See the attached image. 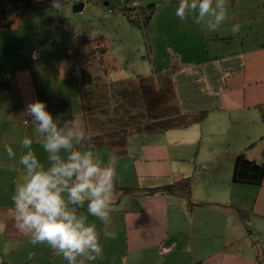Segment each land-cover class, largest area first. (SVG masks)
I'll return each mask as SVG.
<instances>
[{"label":"crops","instance_id":"obj_1","mask_svg":"<svg viewBox=\"0 0 264 264\" xmlns=\"http://www.w3.org/2000/svg\"><path fill=\"white\" fill-rule=\"evenodd\" d=\"M251 1L249 11L254 17L247 21L242 16V21H235L237 34L231 31L233 25L224 36H205L196 27L190 36L201 38L198 44L193 41L197 53L188 48L180 52L187 63L176 68L172 76L178 104L184 114L206 112L201 123L160 133H136L130 138L127 154L117 158L105 148L80 145L81 150L92 151L103 161L113 158L116 172L111 225L89 216L101 233L102 254L92 261L84 260V264H264V181L256 186L232 180L239 153L260 162L264 151V39L252 26L257 18L264 20V14L256 11L262 1ZM81 65L79 71H55L60 82L67 80V87L53 88L45 99L46 91L40 93L24 73L15 80L5 66L1 70L0 79L5 77L8 84L0 93L18 96V120H6L5 111L0 110V250L9 246V251H0V263L5 259L10 264H67L47 244L33 246L30 236L16 231L11 196L23 180L16 161L24 137L33 138V149L46 161L34 128L20 120L25 118L29 103L44 102L54 117L75 116L88 134L82 98L79 94L73 98L69 83L71 76H77L75 91L81 93L83 61ZM225 72L231 76L226 77ZM4 143H17L18 147L11 145L17 152L16 160L8 158ZM195 144L198 149L193 153ZM187 176L193 178V201L204 204L189 207L185 198L147 190ZM119 187L137 191L126 193ZM236 207L251 212L246 222ZM78 212L87 215L86 204ZM107 230L116 232V238L104 240ZM161 245L167 249L162 250Z\"/></svg>","mask_w":264,"mask_h":264},{"label":"rangeland","instance_id":"obj_2","mask_svg":"<svg viewBox=\"0 0 264 264\" xmlns=\"http://www.w3.org/2000/svg\"><path fill=\"white\" fill-rule=\"evenodd\" d=\"M106 1L110 2V5H104L103 3ZM123 1L65 0L62 10L58 12L52 8L50 0H39L41 3L38 6L26 9L16 18L17 25L11 28L0 27V78L1 72L5 70L4 66L14 79L24 73L31 79V84L40 90V93L43 94V91H46V94L43 95V99H45L48 96V91L53 88L67 87L65 84L67 80L62 79L60 82L54 75L55 71L62 74L68 70V72L79 71L82 61L85 67L95 73L94 75L102 76L101 82L129 79L138 74L149 76L152 73H162L172 65L171 55L183 56V53L180 52H186V48L197 53L193 41L198 44L201 38L190 36L192 32H195L196 27L199 31L203 30L205 36H211L210 34L224 36L226 30H229L235 21H242V16L247 21L254 17V13L249 11V7L254 1L227 0V19L214 33L206 31L204 25L195 23L192 18L181 21L176 17L175 9L178 3H171V0H138L139 13L142 12V9L148 10L151 3L154 4V15L147 27L144 28L132 24L119 9L118 3ZM261 1V5L256 7V11L264 14V0ZM80 3H84V8L75 11L74 6ZM111 8L114 9V12L108 11ZM252 26L254 30L257 28L261 31L263 40L264 20L259 21L257 18L252 22ZM71 30L85 34L91 41L99 39L103 45H106L108 59L103 62V65L99 64L97 56L88 55V51L94 47L88 42L81 48L79 56L67 58L65 48L67 42L70 41ZM249 34V29H246V36ZM38 47L40 48L39 55L34 57L33 51ZM107 61L109 62L107 63ZM114 63L118 69L111 71L110 65ZM100 67H107L106 69L111 74L107 72L105 75ZM70 79L73 98L78 97V94L80 98L81 93L75 91L77 90V76H71ZM17 102L16 94L0 93V110L5 111L3 116L6 120L11 118L18 120ZM25 118L28 117L25 115ZM25 118L20 120L23 121ZM8 127H12V123ZM16 128L19 130L18 126ZM11 145L18 147L17 143ZM197 149L198 145L195 144L193 153H196ZM98 158L103 160L101 157ZM5 163L7 164V162ZM16 163L19 164L18 160ZM236 210H238L237 207ZM238 216L240 217L239 214ZM8 247L3 245L0 251H9ZM28 264H35V261H30ZM43 264L48 263L44 262Z\"/></svg>","mask_w":264,"mask_h":264},{"label":"clouds","instance_id":"obj_3","mask_svg":"<svg viewBox=\"0 0 264 264\" xmlns=\"http://www.w3.org/2000/svg\"><path fill=\"white\" fill-rule=\"evenodd\" d=\"M65 0H51V6L61 11ZM227 0H178L175 16L181 21L192 18L208 32L225 23ZM235 35L239 25L231 28ZM46 154L41 161L33 149L34 140L24 137L20 142L18 163L23 180L11 196L16 231L30 236V243L47 244L67 264H84L102 254L101 233L89 216L105 226L112 223L111 211L115 183V160L103 161L80 145L91 141L75 116L56 117L42 101L29 103L25 110ZM3 150L11 160L17 152L8 143ZM87 206V215L78 209ZM116 232L104 231L103 239H115Z\"/></svg>","mask_w":264,"mask_h":264},{"label":"trees","instance_id":"obj_4","mask_svg":"<svg viewBox=\"0 0 264 264\" xmlns=\"http://www.w3.org/2000/svg\"><path fill=\"white\" fill-rule=\"evenodd\" d=\"M40 3L39 0H0V27L11 28L17 25L16 18L21 13ZM171 3H178V0H171ZM103 4L108 6L110 2L106 1ZM118 7L132 24H137L139 27L146 28L154 15L153 3L148 10L142 9L141 13L138 11V0H124L118 3ZM108 11L114 12V9ZM71 31V39L66 45L67 55L79 56L81 48L88 42L94 46L88 51V55L97 56L99 64L103 65L108 59L106 45H103L99 39L91 41L85 34ZM171 59L172 65L162 73H152L149 76L138 74L129 79L105 82L100 81L102 76L94 75L95 73L84 66L80 74L81 98L89 124L87 135L92 137L91 141L85 144L94 148H105L113 158H117L127 154L130 138L136 133H160L201 123L206 118V112L197 115L182 113L175 92L173 73L180 65L186 64L187 60L179 54L171 55ZM100 68L105 75L107 72L111 74L107 67ZM110 68L111 71L118 69L115 63L111 64ZM7 84V79L3 77L0 89ZM232 180L236 183L262 185L264 151L260 162L250 159L245 152L239 153L234 159ZM192 186L193 178L187 176L147 190L185 198L189 207L204 204L193 201ZM119 188L126 193L137 191V188ZM238 214L241 220L246 222L251 212L238 208ZM0 264L10 263L3 259ZM193 264H201V262Z\"/></svg>","mask_w":264,"mask_h":264},{"label":"built area","instance_id":"obj_5","mask_svg":"<svg viewBox=\"0 0 264 264\" xmlns=\"http://www.w3.org/2000/svg\"><path fill=\"white\" fill-rule=\"evenodd\" d=\"M39 52H40V48L38 47V48H36V49L33 51V56H34V57H37V56L39 55ZM225 75H226V77H228V76L231 75V73H230V72H226ZM26 119H29V118H25L23 122H24V124L29 125V124L26 122ZM204 167H205V165H204ZM161 249L165 251L167 248H166L164 245H161Z\"/></svg>","mask_w":264,"mask_h":264},{"label":"water","instance_id":"obj_6","mask_svg":"<svg viewBox=\"0 0 264 264\" xmlns=\"http://www.w3.org/2000/svg\"><path fill=\"white\" fill-rule=\"evenodd\" d=\"M83 8H84V3L76 4V5L74 6V10H75V11H80V10H82Z\"/></svg>","mask_w":264,"mask_h":264}]
</instances>
